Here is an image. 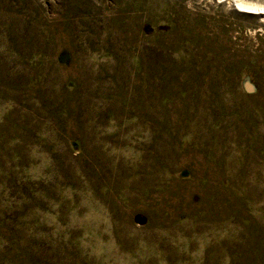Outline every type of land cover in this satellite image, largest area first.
Here are the masks:
<instances>
[{"label": "rangeland", "instance_id": "obj_1", "mask_svg": "<svg viewBox=\"0 0 264 264\" xmlns=\"http://www.w3.org/2000/svg\"><path fill=\"white\" fill-rule=\"evenodd\" d=\"M0 264H264V14L0 0Z\"/></svg>", "mask_w": 264, "mask_h": 264}, {"label": "bare ground", "instance_id": "obj_2", "mask_svg": "<svg viewBox=\"0 0 264 264\" xmlns=\"http://www.w3.org/2000/svg\"><path fill=\"white\" fill-rule=\"evenodd\" d=\"M231 2H234L237 7L240 9L247 11V12H253L255 14H264V6L258 5L256 3H250L245 0H228Z\"/></svg>", "mask_w": 264, "mask_h": 264}]
</instances>
